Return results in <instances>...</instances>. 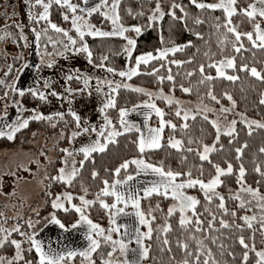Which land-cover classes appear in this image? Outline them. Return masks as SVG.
<instances>
[{
  "label": "snow or ice",
  "instance_id": "obj_1",
  "mask_svg": "<svg viewBox=\"0 0 264 264\" xmlns=\"http://www.w3.org/2000/svg\"><path fill=\"white\" fill-rule=\"evenodd\" d=\"M122 0H34L29 2L28 19L33 22L31 33L34 35V44L40 63L30 65L24 61L20 67H15V62L23 61V53L14 55L13 64L7 65L5 77L12 73V80L0 79V85L4 86L3 96L7 98L9 93L13 94V103L15 104L17 115L15 119H10L8 114V104H4L3 111L0 112V138L15 140L17 134L28 129L30 122L43 121L53 128L58 124H63L59 133V139L54 144L58 147L60 140L65 139V129L69 123L74 127L66 138L69 141L68 147H60L58 150L62 154L58 157L61 161L58 167L55 166L53 159L47 155L45 150L40 151L41 156H45L47 165L53 166L52 172L48 171L47 165L44 166V172L40 183L43 184L46 197L45 204H49L52 211L48 215L41 216L39 207L32 208V215L25 218L20 212L15 216H6L0 212V249L9 246L14 248L11 256L0 255V264H75L76 258H80V264H146L149 259H155L150 256L153 245L145 243L153 239V233H156V239L161 242L159 251L161 253H172V242L169 240V234L173 231V225L170 218L178 213V225L182 229L181 237L175 240L176 248L182 252L181 258L177 259L175 255L169 257L174 264H227L226 261L217 259L211 247L204 243V239L197 236V233L205 231L215 232L220 229H236L237 234L230 239H234L241 246V264H249L250 253H254V264H264V247L257 249L256 230L253 228L254 222L258 224L259 232L264 237V192H261L259 185L264 181V166L255 162L253 172L258 174L259 180L254 181L257 187H253L246 180L248 169L242 161L244 150L249 147L247 139L238 147L234 148V159L238 161V167L234 172V166L231 160L224 158L226 166L212 159L213 154L226 152L221 137L228 138V145L231 146L237 142L240 132L237 124H241L246 129L247 136L251 137L256 130H264V120L250 118L245 111H236L237 101L233 95L225 91L223 97L230 102L229 106L215 108L203 105L201 103L194 108L185 106L184 102L175 97L174 91L177 87L183 93H191L193 87L190 84L185 87L183 83L177 84V75L173 74L171 65L177 68L191 64L195 60V55L189 56L187 60L169 59L170 54L174 56L177 52H183L187 48H195L200 52V48L194 44L192 39L184 43L171 42V46L159 47L150 51H142L135 54L137 50V38L148 28H152L158 21H163L168 16L171 21L183 22V27L192 35L204 41L209 46L203 53L207 58V63L200 62L197 67L186 70L184 76L191 78L194 75L199 76L198 85H203L217 79H225L229 82L242 81L241 74L245 78L251 77L261 84H264V58L257 59V50L264 52V0H188V5L177 0H168L163 4L162 0H154V6L147 10L141 6L134 12L131 6L125 8L128 16L136 19L143 18L144 23L125 24L121 16ZM55 5L62 10L64 21H70V28H65L51 20V9ZM40 7L42 11L34 13V7ZM191 6L199 10V14L193 15L188 10ZM179 11L180 15H177ZM219 12L220 15L215 13ZM93 14H97L105 21L110 22V30H104L103 27H97L90 23ZM206 14V15H205ZM10 18L7 10L3 13ZM11 15H17L15 9ZM242 17V21L234 23L235 17ZM192 19L194 25H203L211 21L210 27L214 30L209 33V39H205V34L201 31L189 27L188 20ZM41 21L45 27L37 28L35 25ZM247 21L251 24V30H240V24ZM8 25L5 26L0 40H7L14 37V42L23 40V47H28L29 37L24 33V27L19 22H13L11 27L18 29V33L8 31ZM54 30L60 34L63 39L54 40L48 35L49 30ZM74 30V34H73ZM216 37V45L219 50V59H216V52L211 51V37ZM42 37L46 41L42 44ZM88 37L92 38H111L119 37L124 41L121 51L127 58V66L117 68L111 66L109 55L100 53L98 56L94 53L89 44ZM161 44H164V36H160ZM56 50V56L68 59L72 54H84L87 62L96 69H104L110 73L113 78L93 76L87 70L79 67L63 69V79L67 82L62 85V91L53 86V81L49 78L36 79L31 87L18 86L20 74L34 66L37 72L44 68H53L57 61L53 58V52H49L48 44ZM250 53V57L245 56ZM118 53H114L117 55ZM48 57V59H45ZM95 57V59H94ZM151 62H159V66H153ZM257 65H260L257 67ZM143 66V70H142ZM150 68V71L148 69ZM206 68L214 70L206 72ZM161 69H165L166 74H161ZM147 75L155 77L158 87L155 91L129 83L133 77ZM119 79H115V77ZM95 81L93 88L92 82ZM167 81L170 85L169 92L164 91V83ZM73 82L82 83V87L73 86ZM251 87H255L252 85ZM43 89V90H42ZM142 94L147 97L137 103H131V106H118L121 90ZM93 90L97 94H102L99 101V113L102 114L100 124L92 123L88 118L82 116L72 107L73 100L77 94L92 95ZM243 92V87L241 88ZM26 96L37 98L45 104H50L52 99L64 101L67 100V111H50L47 114L44 111H38L37 108L31 109V114L25 116L27 109L23 105V99ZM204 96L211 101L220 103L217 95L211 86L208 87ZM19 97V98H16ZM157 100L165 103L167 107L175 108L171 114L166 113L163 107L158 106ZM124 104L128 101L125 99ZM203 105V106H201ZM259 105L264 106V91L259 93ZM110 109L118 112V117L114 121L108 114ZM132 112H139L143 119L139 122L130 118ZM209 113H216L215 118H210ZM227 114H232L229 119ZM153 115L158 118L157 124L150 123ZM172 115L180 120L174 122L172 118H166ZM223 115V119H221ZM71 118L69 121L68 118ZM201 117L214 130V138L211 143L204 142L205 129H199L200 136L189 135L191 124L189 121H196ZM168 135L165 136V130ZM179 132V135H177ZM36 135L35 132L32 133ZM135 135V139L131 137ZM121 138H125L124 147H131L135 154L127 158H121L111 169L104 168L105 173H112L113 178L109 180L106 176L100 175L96 167L97 155H108L112 147H118ZM167 149L166 156L155 162L146 159L147 156L157 150ZM179 155V164L181 167L172 168L166 164V160L172 157L173 153ZM259 153L264 154V146L259 148ZM189 154L198 159V163L189 162ZM77 157H80L77 159ZM31 160L21 162L17 169L31 172L28 167ZM36 163L40 165V161ZM205 164L210 166V171L205 176ZM86 165H91L89 172L90 179L95 182L99 179L102 186L98 187L89 198L90 187L85 184L83 173ZM123 173V176H121ZM16 180L25 178L17 176L16 172L10 173ZM235 175V183L238 187L233 190L228 189L227 198L237 201V208L245 211L244 215L238 216L237 208L230 209L226 206V195L218 189L220 186L227 187L225 179ZM141 177H144L141 180ZM59 183L62 187L70 189L79 184V193L71 190L61 192L51 191L53 184ZM194 189L202 193L204 203L197 195L189 194L188 190ZM11 197L16 195V188L11 192L5 193ZM156 196L158 198H171L173 201L167 206L164 215V223L156 225L153 228V222L157 220L155 211H163L160 208L159 199L155 208L149 205L147 212L142 208L141 202ZM109 199L111 202H109ZM214 201H218L216 208L219 211V229L215 227L217 221V212L210 207ZM201 206L204 212L211 217L207 221L201 218V213L197 211V206ZM98 206L106 211L108 226L105 227L96 222L91 216V210ZM250 208L258 209L259 214L248 215ZM63 213V217L58 213ZM231 217L225 219L224 216ZM15 223L6 226L9 220ZM237 219L241 222L237 223ZM207 224V229L204 225ZM48 225L58 226L63 233L67 234L66 239L73 233H81L84 240V246H72L69 243L53 247L49 240L45 243L44 239L39 238L40 233ZM141 226H146V231L141 230ZM245 229L252 230V235L246 237L243 234ZM187 232L184 237L183 233ZM16 234L20 238H14ZM162 235V239H161ZM211 240L216 243L218 237L212 235ZM133 241L137 245L131 247ZM195 242V246L190 243ZM250 241V242H249ZM264 244V239L261 241ZM27 244V247L24 245ZM220 256L227 255L236 259L234 251L229 250L230 246L221 242L218 245ZM35 253L33 258H28L29 254ZM161 264H164L161 257Z\"/></svg>",
  "mask_w": 264,
  "mask_h": 264
},
{
  "label": "trees",
  "instance_id": "obj_2",
  "mask_svg": "<svg viewBox=\"0 0 264 264\" xmlns=\"http://www.w3.org/2000/svg\"><path fill=\"white\" fill-rule=\"evenodd\" d=\"M15 2V1H14ZM13 1H8L7 0V6H13L15 3ZM29 2H33L32 0H28ZM177 2H182L185 5H188V0H177ZM163 4H167L168 0H162ZM241 3H243V0H241ZM131 6L134 10H138L141 6L147 10L148 7L154 6V0H122L121 4V16L123 17V22L125 24H131V23H144L143 18L136 19L133 16H128L125 12V8ZM7 7L5 6L4 8L0 9V16H3V13L5 12V9ZM34 13L39 12L41 10L40 7H35V9H32ZM188 10L190 13L193 15L199 14V10L192 8L191 6L188 7ZM216 15H220L219 12L215 13ZM177 15H180L179 11H177ZM206 15V14H205ZM8 19L7 17H5ZM101 17L98 16L97 14H93V16L90 18V23L95 24L97 27H103V28H111L110 22L105 21L103 24L100 23ZM51 20L58 25L65 27V28H70V21H64L62 17V10L57 8L55 5H53L51 9ZM242 17H235L234 18V23H237L238 21H242ZM189 27L194 28L195 30L201 31L205 34V39H209V33L213 32L214 30L210 27L211 21L208 23H205L203 25H194L192 19L190 18L188 20ZM45 23L41 21L39 24L35 25V27L42 28L45 27ZM240 30H251V24L248 23L247 21H243L240 24ZM74 34V30H73ZM163 34L164 36V44H161L160 41V36ZM48 35L52 37V39H57L61 40L63 37L56 33L54 30H49ZM188 39H192L194 44H196L200 48V52L197 53L195 48H187L183 52H177L174 56L170 54L169 59H182V60H187L189 56L195 55V60L191 64H185L179 68L175 65H171L172 72L174 75H176L177 72H179V75H177V84L179 85L180 83H183L185 87L189 86L190 84L193 87V91L191 93H183L179 87H177L174 91V95L176 96H182V97H187L191 99H196L200 100L203 98L204 102H207L208 104L215 105V106H221L224 103H228L229 101L227 100L226 97H223V92L228 91L233 95V98L237 101L236 108L240 111H245L247 115L254 117L256 119H261L264 120V106L259 105V93L261 91H264V84H261L259 81H256L254 78L248 77L245 78L244 74H241L242 76V81H237L235 83L229 82L225 79H217L211 82V85L208 83H205L203 85H198L197 80L199 79L198 74L194 75L191 78H186L184 76V72L186 70H191L193 67H197L198 63L204 62L207 63V58L203 56V53L208 50L209 46L204 43L202 40L196 39L191 32H189L187 29L183 27V22L181 21H171L168 16H165L163 21H158L154 24L152 28L146 29L138 38V44H137V50L134 53L139 54L142 51H150L155 48L159 47H165V46H171V42L175 43H184ZM89 44L92 46L94 53L96 56H98L100 53L107 54L109 55V62L111 66H115L117 68H122L127 66V58L121 51V46L123 45L124 41L122 38L119 37H111V38H92L88 37ZM46 41L45 37H42V44ZM216 37L212 36L210 40V46H211V51L216 52L217 56L215 57L216 59H219V50L217 48V45L215 43ZM47 50H53V46L49 43L48 44V49ZM114 53H118L117 55H114ZM245 56L250 57V53H245ZM264 58V52H260L257 50V59ZM95 59V57H94ZM153 66H159V62H151ZM260 65H257L259 67ZM143 70V66H142ZM150 71V68L148 69ZM211 71L212 74L214 75V70H210L206 68V72ZM161 74H166L165 69H161ZM132 83H134L137 86H142L145 88H150V89H157L158 87V82L156 81L155 77L152 76H147V75H141L139 77H133L132 78ZM252 85H255V87H251ZM211 86L214 93L217 95L218 99L220 100V103H216L215 101H211L208 97L204 96V93L207 91L208 87ZM1 87V85H0ZM164 90L169 92V83L165 81L164 85ZM243 87L244 91H241V88ZM147 97L143 96L142 94L130 92L128 90H121L120 93V98L118 99V106H131V103H137L140 100L146 99ZM127 99L128 104L125 105L124 101ZM158 106L163 107L165 109L166 113L171 114L175 108V105L172 107H167L164 102L157 100L156 101ZM108 114L113 118L115 121L116 118L118 117V112L115 109H110L108 111ZM166 118H172L174 122L179 123L180 120L178 118H175L172 115L167 116ZM157 118L155 115H153L151 119V123L153 125L157 124ZM38 122V121H35ZM191 124V129L189 130V135L192 136H200L201 133L199 129L203 127L205 129L203 138L205 143H211L212 139L214 138V130L211 128V126L202 120L201 117H197L196 121H189ZM33 124V122H31ZM30 126L28 129L23 130L21 133L17 134V138L15 140H7L6 138H0V151L3 148H12L16 147L20 144L21 138L23 135L27 134L28 131L30 130ZM237 129L240 132V136L237 142H234L233 145L229 146L228 145V138L226 136L221 137V142L224 143L225 149L227 150L224 153L221 154H213L212 159L215 160L216 162H220L222 166H226L224 163V158H227L228 160H231L234 166V172L238 167V161L234 159L235 152L234 148L238 147L245 139L248 140L249 142V147L244 150V155L242 157V161L245 164V167L249 170L248 173L246 174V180L249 184H252L253 187H257L258 185L254 183V181L259 180L260 177L258 174L252 171L254 168L255 162H259L264 166V154L259 153V148L261 146H264V130H256L251 137L247 136L246 134V129L241 125L237 124ZM168 130H165V136H167ZM177 135H179V132H177ZM132 139H135V135L131 137ZM125 138H121V143L118 147H112L111 151L109 152L108 155L105 156H100L97 155V160H96V167L100 171V175L102 177L106 176L109 180L113 178L112 173H105L103 171L104 168H109L111 169L114 167L117 163H119V160L121 158H127L131 155L135 154V150L129 145L128 147H124L125 144ZM167 149L164 150H157L154 153L150 154L149 156L146 157V159H149L152 162H155L161 158H164L166 156ZM61 156V154H58V157ZM80 157H77L79 159ZM189 162H195L198 163V159L193 157L191 154H189ZM61 161L57 160L55 161V166L58 167ZM166 164L170 165L172 168H178L181 167L179 164V155L177 153H173L172 157L166 160ZM91 165H86V170L83 173V178L85 184L89 185L90 187V193H89V198H91V194L94 193L96 190H98V187L102 186L100 184L99 179L93 182L90 179L89 172L87 169H90ZM205 176L207 177L208 171H210V166L208 164H205ZM54 174L53 171V166L51 171ZM121 176H123V173H121ZM225 183L227 187L225 186H220L218 189L220 192L224 193L226 195V206L229 207L230 209L237 208L238 202L233 201L231 199L227 198V193L228 189L231 188L235 190L238 185L235 183V175L229 176L225 179ZM261 192H264V181L261 182L259 185ZM64 190H71L74 193H79V184L77 183L75 187H72L70 189H66L65 187H62L59 183L53 184V187L51 191L53 192H61ZM188 192H190L193 195H197L198 198L201 199V204L204 203L203 201V196L202 193L194 190V189H189ZM159 199L160 201V208L163 211H155L153 214L157 216V220L153 222V228L156 227L158 224H163L164 223V215L166 213L167 206L171 204L173 201L171 198H158L156 196H153L149 198L148 200H143L141 202L142 208L147 212V209L149 205H151L153 208H155L156 202ZM109 202L111 200L109 199ZM218 201H214L212 205L210 206L213 211L217 212V221L215 224V227L219 229V211L216 208V204ZM51 209V208H50ZM197 211L200 212L201 218L207 221L211 217L207 212H204L203 207L197 206ZM253 213H256L257 215L259 214L258 209L250 208L247 210L248 215H252ZM63 217V213H58ZM237 214L238 216L244 215L245 211L239 210L237 208ZM91 216L92 218L100 223V224H107L108 219H107V213L106 211L102 210L98 206L94 207L91 210ZM178 213L174 214L172 218H170V222L173 225V231L169 234V240L172 242V248L173 252L172 253H161L159 251V247L161 246V242L156 239V233H153V239L151 241H145V243H151L153 245L152 250L150 252V256L155 258L149 259L146 263L147 264H161V257H163V262L164 264H174V262L170 261L169 257L172 255H175L177 259L181 258L182 252L176 248L175 240L177 238H183L181 237L182 229H180L178 225ZM225 219H229L231 222V217L228 215L224 216ZM241 221L237 219V223H240ZM205 229H207V224L205 223L204 225ZM144 231H146V226H143ZM253 228L256 230V245L257 249L264 247V244L261 243L262 237L259 232L258 224L254 222ZM237 234L236 229H220L219 231L215 232H202V233H197V236L204 239V243L208 246L211 247L213 250V253L216 255L217 259L221 261H226L227 264H241V246L234 241V239H230V236H235ZM246 237V241L248 240V237L252 235V230L245 229L243 233ZM215 235L218 237V240L216 243H213L211 240V236ZM183 236H187V232L183 233ZM162 239V235H161ZM223 242L226 245H229L230 248L229 250L234 251L236 254V259L233 260L232 257L227 255V252H225L224 256H220L219 252L220 249L218 245ZM250 242V241H249ZM190 243L195 246L194 241H190ZM27 247V244L24 245ZM14 253V248L12 246H9L5 249H0V255H9ZM35 253L29 254L28 258H33ZM80 262V258L77 257L75 264H78ZM249 264H254V253H250L249 256Z\"/></svg>",
  "mask_w": 264,
  "mask_h": 264
},
{
  "label": "rangeland",
  "instance_id": "obj_3",
  "mask_svg": "<svg viewBox=\"0 0 264 264\" xmlns=\"http://www.w3.org/2000/svg\"><path fill=\"white\" fill-rule=\"evenodd\" d=\"M15 1L13 6H7V0H0V9L7 7L5 10L9 13L10 18L6 19L3 16H0V36L3 35L5 26L8 25V31L12 33H18V29L11 27L13 22H19L24 27V33L29 37L28 47L24 48L23 40H19L18 43L14 42V37L7 40H0V79H6L7 81L12 80V73H9L5 77L4 73L7 71V65L13 64V56L23 53V61L15 62V67H20L21 63L24 61L29 62L30 65H35L40 63L39 56L37 55L35 44H34V35L31 33V27H33V22L28 19L27 13L29 11L28 0H8ZM34 2V0H32ZM73 2H81V0H73ZM15 9L17 15H11ZM35 9V7H34ZM33 11V10H32ZM42 11V9L40 10ZM34 12V11H33ZM104 30H110V28H103ZM57 40V39H54ZM56 50H59V46ZM56 50H48L53 52V58L57 61L56 65L53 68H44L42 67L39 72L35 69L34 66L28 67L24 73L20 74V79L18 81V86L21 87H31L33 82L36 79L41 80V85L43 83L42 78H49L53 81V86L58 90H63L62 85H66L67 82L63 79L62 70L72 67H79L82 70H87L89 74L93 76H100L101 78L108 77L113 78L110 73H107L104 69H96L91 64L87 62V59L84 54H72L68 59L64 57L56 56ZM48 59V57H45ZM119 79V77H115ZM132 83V81H129ZM93 88L95 87V81L92 82ZM134 84V83H132ZM135 85V84H134ZM73 86L82 87V83L73 82ZM142 87V86H140ZM145 88V87H144ZM150 89V88H148ZM4 86L0 87V112L3 111L4 104H8V114L10 119H15L17 115V110L15 104L13 103V94L10 92L9 96L5 98L3 96ZM43 90V89H42ZM155 91L156 89H150ZM165 91V90H164ZM167 93V91H165ZM179 100L183 101L185 106L194 108L196 105L200 104V100L191 99L182 96H176ZM19 98V97H16ZM102 99V94H97L94 90L92 95L89 97L87 94H77L73 100L72 107L78 111L82 116L88 118L92 123L100 124L102 122V114L99 113V101ZM230 102L224 103V106H229ZM23 105L27 109L24 112V115L27 116L31 114V109L33 107L37 108L38 111H44L46 114L50 111L64 110L67 111L68 102L67 100L60 101L52 99L50 104H45L43 101H38L37 98L26 96L23 99ZM203 105L208 107L219 109L221 106H215L208 104L203 101ZM201 105V106H203ZM236 111L239 112L236 108ZM229 119L232 118V114H227ZM210 118H215L216 113H209ZM249 116V115H248ZM250 118L256 119L249 116ZM130 118L139 122L143 119L140 113L132 112ZM157 118V117H156ZM69 121L71 118H68ZM223 119V115H221ZM158 120V118H157ZM30 130L27 134L23 135L21 142L18 146L12 148H3L0 151V212H3L6 216L12 217L15 216L17 212H20L25 218L32 215L31 209L39 207L41 216L48 215V212L52 211L49 204H45V189L43 184L40 183L41 177L44 172V166L47 165V160L45 156L40 155L41 150H45L47 155L50 156L55 162L58 158L60 147H68L69 141L67 136L70 135L73 125L69 123L67 129H65V139L60 140L58 147H54L56 141L59 139V133L64 127L63 124H58L57 127L53 128L46 122L43 121H32ZM151 123V121H150ZM29 124V126H30ZM152 124V123H151ZM153 125V124H152ZM35 132L36 135L33 136L32 133ZM62 155V154H61ZM31 160L32 162L28 165L32 169L31 172L24 171L23 169H17V165L21 162H27ZM39 160L41 163L38 165L36 161ZM48 171L52 169V165H47ZM16 172L17 176L23 177V180H16L10 173ZM16 188L15 196H7L5 193L11 192L12 188ZM189 194H191L189 192ZM2 223V221H0ZM15 223L14 220H9L6 226H11ZM105 227L107 224H101ZM58 226L48 225L40 233L41 239L45 240V243L48 241V236H60L61 232H58ZM141 230L144 231L143 226ZM14 238H20L16 234H13ZM62 236V235H61ZM85 243L82 245L84 246ZM137 245L133 241L131 247H136ZM13 254V253H12ZM9 254L8 256H11ZM80 264V262H78ZM147 264V263H146Z\"/></svg>",
  "mask_w": 264,
  "mask_h": 264
},
{
  "label": "crops",
  "instance_id": "obj_4",
  "mask_svg": "<svg viewBox=\"0 0 264 264\" xmlns=\"http://www.w3.org/2000/svg\"><path fill=\"white\" fill-rule=\"evenodd\" d=\"M136 113H139V112H136ZM143 179H144V177H141V180H143ZM58 232H61L62 236L61 235L60 236H53V235H49L48 236V241L49 240L51 241L53 247L57 246V242L58 241L61 244L69 243L72 246H81V247L85 243V240H84V238H83L81 233H73L71 237L66 239V235L67 234L63 233L62 230H60V229H58Z\"/></svg>",
  "mask_w": 264,
  "mask_h": 264
}]
</instances>
